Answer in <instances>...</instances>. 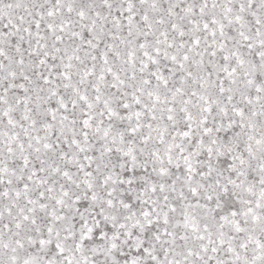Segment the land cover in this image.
<instances>
[{
  "label": "snow or ice",
  "instance_id": "snow-or-ice-1",
  "mask_svg": "<svg viewBox=\"0 0 264 264\" xmlns=\"http://www.w3.org/2000/svg\"><path fill=\"white\" fill-rule=\"evenodd\" d=\"M0 264H264V0H0Z\"/></svg>",
  "mask_w": 264,
  "mask_h": 264
}]
</instances>
